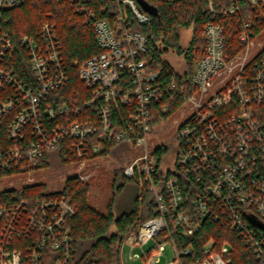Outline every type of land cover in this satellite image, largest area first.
Wrapping results in <instances>:
<instances>
[{
    "label": "built area",
    "instance_id": "1",
    "mask_svg": "<svg viewBox=\"0 0 264 264\" xmlns=\"http://www.w3.org/2000/svg\"><path fill=\"white\" fill-rule=\"evenodd\" d=\"M113 1L116 6L110 18L99 15L86 0H70L76 11L84 13L101 48L79 68L80 79L91 91L84 102L56 104V97L52 99L54 91L68 80L55 23L45 22L36 36L20 38L28 51L27 79L8 65L18 45L10 34L1 32L0 24V128L5 123L8 143L5 147L0 132V185L10 183L5 173L13 168L20 169L19 174L33 173L41 166V158L62 143H67L64 159L71 161L68 164L81 166L100 154L104 143H125L141 153L124 165V174L129 178L139 175L146 182L154 195L156 213L136 233L126 236L121 256L125 246L143 248L154 240L142 258L144 264H157L168 240L174 257L164 264H185L184 256L191 251L178 249L174 233L194 234L201 229V220L212 217L236 231L264 264V42L257 45V37L249 32L250 23H245L239 35L242 48L231 54L226 51L223 26L210 22L205 27L207 52L195 62L191 84L173 76L165 92L161 72L150 70L143 57L147 37L132 30L127 19L129 11L140 24H147L151 14L137 0ZM239 1L230 0L229 5L218 6V11L233 15L239 11ZM20 3L0 0V21L3 11ZM208 9L217 14L213 0ZM168 55L165 59L182 71L183 65L176 68ZM170 90L187 94L183 105L191 115L177 131L182 145L174 163L163 164L164 168L169 165L165 169L170 172L160 184L155 179L158 146L150 136L164 122L153 124V119L156 109L167 111L165 96ZM118 103L127 108L120 127L113 119ZM191 179L199 186L187 202L181 180ZM76 212L66 198L32 203L15 196L14 201L1 205L0 264H70L72 238L65 224ZM24 235L30 242L10 251ZM130 258L135 257L131 254ZM188 264H234L230 245L216 249L211 239L202 257Z\"/></svg>",
    "mask_w": 264,
    "mask_h": 264
},
{
    "label": "trees",
    "instance_id": "2",
    "mask_svg": "<svg viewBox=\"0 0 264 264\" xmlns=\"http://www.w3.org/2000/svg\"><path fill=\"white\" fill-rule=\"evenodd\" d=\"M86 1L102 17H112L110 11L116 6L113 0ZM213 1L217 7V14L211 13L208 9L209 0H145L147 7L142 4L140 7L151 14V21L147 24H140L127 11L130 28L147 37V50L143 57L147 59L150 70L161 72L160 79L165 92L173 76L177 77L180 83L191 84L195 62L207 52L205 27L210 22H217L223 26L226 51L231 54L242 48L239 35L245 23H250L249 32L252 37H257L264 30V0H257L255 3L240 0L239 11L233 15H225L218 11V6L229 5L230 0ZM103 8H106V12L102 11ZM45 22L55 23L57 27L68 70L66 84L54 91L52 99L56 97V104L71 100L84 102L91 97V91L80 79L79 68L85 60L99 53L101 48L95 39L93 28L84 20V13L76 11L70 0H21L19 6L2 12L1 32L10 34L18 45L14 60L8 65L22 78L27 79L30 76L27 47L21 44L20 38L26 34L36 36ZM183 30H191L192 33L185 46L181 45ZM170 52L183 58L182 71L175 69L165 59ZM124 79L129 81L130 78L125 74ZM186 95L175 90L166 93L168 109L165 112L156 109L153 124L166 121L177 112L184 104ZM89 110L91 109L87 108V111ZM126 111L124 104L118 103L114 107L113 119L118 120V127L123 123ZM0 132L1 140L7 147L5 123H2ZM172 139L177 142L176 145L173 146V142L168 141L158 146L154 152L157 155L155 179L159 180L160 184L170 172L163 167L165 160L172 154L176 155L182 145V138L178 132ZM66 144L62 143L56 149L47 152L41 158L39 168H51L56 164L63 167L70 163L71 161L64 159V154L68 152ZM126 149L130 150V145L106 142L104 150L98 155L107 156ZM123 155L126 156L124 153ZM124 167L121 165L114 170L112 197L107 206V213L100 212L89 203L91 184L79 176H68L58 190H52L47 183H29L17 188L11 186L8 190L0 191V206L14 201L15 196L32 203L36 199H69L77 208L76 214L68 218L65 224L72 238L70 264H123L121 247L124 239L127 235L136 233L139 226L156 213L154 195L148 191L146 182L139 175L127 177L124 174ZM19 170L13 168L5 175H21ZM181 181L188 202L195 196L199 184L192 179ZM200 223L201 229L194 234L174 233L178 249L183 252L188 248L191 251L184 256L185 264L199 260L204 246L211 239H214L216 249L230 245L234 264H260L254 250L228 225L212 217H207ZM30 240L28 235H24L10 246L9 250L22 249Z\"/></svg>",
    "mask_w": 264,
    "mask_h": 264
},
{
    "label": "rangeland",
    "instance_id": "3",
    "mask_svg": "<svg viewBox=\"0 0 264 264\" xmlns=\"http://www.w3.org/2000/svg\"><path fill=\"white\" fill-rule=\"evenodd\" d=\"M191 30H183L181 36V45L185 46L190 37ZM259 42H264V31H262L256 38V44ZM257 45L253 50H256ZM167 59L176 67L181 68L184 64L183 58L169 54ZM191 115V111L186 105H183L170 116L161 125L157 126L156 131L150 136V141L156 146H160L168 141L173 142L176 145L177 142L173 141L172 137L176 135V132L181 127V125L187 120ZM126 154V156L123 155ZM141 150L139 148H132V150L121 152H116L111 155H97L89 158L84 166L80 164H65L63 167L57 164L51 168H39L35 169L33 173L21 174L9 176L8 182H13L14 184L6 183L0 185V188L8 186H25L29 183H47L52 190H58L61 188L64 180L68 176H79L80 179L88 181L91 184V192L89 195V203L98 209L100 212L107 213V206L112 197V181L114 170L121 165L127 164L130 159L139 155ZM170 156V155H169ZM174 154L165 160L166 164L174 163ZM166 167H169V165ZM165 167V168H166ZM166 241L165 250L160 256L157 264H164L168 260L174 257V252L171 242ZM155 243L151 240L142 247L131 248L130 246L123 247L122 250V262L123 264H144L145 261L142 258V252L145 249H149ZM134 255V259L130 258V255Z\"/></svg>",
    "mask_w": 264,
    "mask_h": 264
},
{
    "label": "water",
    "instance_id": "4",
    "mask_svg": "<svg viewBox=\"0 0 264 264\" xmlns=\"http://www.w3.org/2000/svg\"><path fill=\"white\" fill-rule=\"evenodd\" d=\"M137 1H139V3L142 4L144 7H147L145 0H137Z\"/></svg>",
    "mask_w": 264,
    "mask_h": 264
}]
</instances>
